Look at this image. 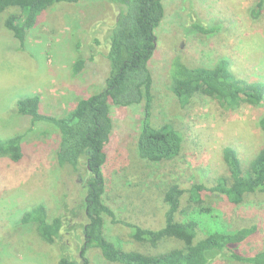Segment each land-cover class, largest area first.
<instances>
[{"label": "rangeland", "instance_id": "374dc122", "mask_svg": "<svg viewBox=\"0 0 264 264\" xmlns=\"http://www.w3.org/2000/svg\"><path fill=\"white\" fill-rule=\"evenodd\" d=\"M162 4L164 17L155 30L156 48L148 65L153 80L150 111L154 122L171 123L182 133L183 148L169 162L139 160L135 143L144 103L128 108L111 106L113 130L104 147L107 161L102 168L103 200L117 221L105 219L104 235L123 249L141 253L154 249L131 241L125 224L159 229L165 188L210 184L226 173L222 160L225 147L235 150L247 164L264 145V98L258 107L241 104L229 108L202 96L183 105L165 87L175 54L192 67L210 68L227 59L236 78L264 85V4L260 0H162ZM11 13L0 17V138L22 135L24 159L15 163L0 157V264H57L62 255L79 261V225L68 220L69 230L53 245L43 241L35 228L15 225L24 212L39 204L47 207L50 217L62 214L63 191L78 178L65 180L56 164L57 130L17 115L15 104L36 95L43 113L61 117L80 99L98 92L108 73L105 40L113 11L105 1L56 5L39 15L23 49L4 26ZM193 22L205 29L191 31ZM101 27L103 43L94 49L90 33H101ZM213 27L219 29L212 33ZM78 57L86 63L73 77L71 68ZM202 198L204 207L211 209V218L230 229H248L239 247L241 253L264 249V193L250 195L237 206L212 193ZM187 200H183L179 219L189 210ZM174 246L176 243L166 241L157 251ZM86 259L88 264H111L97 249L89 250ZM211 264L241 263L222 256Z\"/></svg>", "mask_w": 264, "mask_h": 264}, {"label": "trees", "instance_id": "16d2710c", "mask_svg": "<svg viewBox=\"0 0 264 264\" xmlns=\"http://www.w3.org/2000/svg\"><path fill=\"white\" fill-rule=\"evenodd\" d=\"M92 1L107 2L114 15L105 40L108 73L102 88L80 99L61 117L43 113L36 95L23 97L15 104L17 115L32 123L52 125L57 130L60 142L55 152L56 164L65 180L71 176L78 178L63 191L62 214L50 217L47 207L39 204L24 212L15 225L35 228L39 237L50 245L58 243L63 232L69 230L66 229L68 220L79 225V261L62 255L57 264H88L86 254L91 249H97L111 264H211L222 256L241 264H264V249L247 253L239 250L248 229H230L211 218V209L204 207L206 202L202 198L205 193H212L226 204L237 206L250 195L264 193V145L247 164L240 161L235 150L225 147L222 160L226 173L210 184L192 185L189 189L172 184L165 188L161 192L165 212L159 229L146 230L125 224L131 241L154 252L126 250L105 237V219L117 222L103 200L102 168L107 161L104 147L113 130L110 107L128 108L144 103L135 143L139 160L149 164L169 162L180 155L184 144L182 133L174 125L154 122L150 111L153 80L148 65L156 48L155 30L164 17L162 0H0V17L12 12L5 18L4 26L19 49H23L29 30L42 12L59 4ZM189 28L196 32L205 29L197 22ZM218 29L210 30L214 33ZM104 32L101 27V33H90L94 49L102 45ZM85 63L80 57L76 59L71 68L73 77L82 72ZM165 87L183 105L202 96L229 108L241 104L258 107L264 98V85L236 78L227 59L210 68L192 67L180 54H175L167 70ZM261 122L264 128V114ZM1 156L21 162L23 136L0 138ZM186 197L189 210L179 219ZM166 241L176 246L157 251Z\"/></svg>", "mask_w": 264, "mask_h": 264}]
</instances>
